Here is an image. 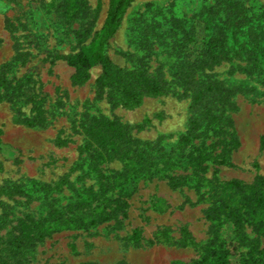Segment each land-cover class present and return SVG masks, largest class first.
I'll return each mask as SVG.
<instances>
[{
    "label": "rangeland",
    "instance_id": "374dc122",
    "mask_svg": "<svg viewBox=\"0 0 264 264\" xmlns=\"http://www.w3.org/2000/svg\"><path fill=\"white\" fill-rule=\"evenodd\" d=\"M68 1L0 0V72L12 84H22L20 97H13L10 89L0 102V137L5 145L0 151V190L21 185L28 192L12 189L1 195L0 219L5 217L14 226L26 214H45V200L42 192L34 193L33 181L56 185L67 180L62 191L48 194L58 205L70 203L86 188H98L87 165L80 166L85 153L79 147L86 142L83 126L101 117L118 118L153 157L180 159L177 144L191 119L206 125L208 115H221L222 126L235 132L239 145L231 152V163L211 164L206 178L251 183L264 175V74H248L245 62L234 60L197 71L186 81L185 67L173 49L174 37L169 35L172 29L180 30V22L198 28L204 10L212 6L224 17L220 0H132L108 41L107 53L127 68L144 58L150 73L163 75L171 88L165 95L146 97L135 109L115 103L110 93L97 96L99 65L91 69L87 83L72 84L75 69L64 57L90 44L105 21L110 0H73L75 16H70ZM232 1L264 5V0ZM29 77L32 81L26 82ZM205 82L217 88L205 104L193 108V95ZM39 101L40 112L35 109ZM59 137L69 142L60 145ZM180 165L185 167V162ZM103 167L120 169L122 163L115 160ZM127 187V217L120 215L89 229L55 232L37 244L30 264L190 263L204 253L212 235V222L205 217L208 199L199 201L195 188L174 189L159 177L131 180ZM209 192L206 184L201 193L207 198ZM136 228L139 241L133 237ZM162 230L168 231L169 239L160 237ZM249 235L255 236L251 231Z\"/></svg>",
    "mask_w": 264,
    "mask_h": 264
},
{
    "label": "trees",
    "instance_id": "16d2710c",
    "mask_svg": "<svg viewBox=\"0 0 264 264\" xmlns=\"http://www.w3.org/2000/svg\"><path fill=\"white\" fill-rule=\"evenodd\" d=\"M220 1L225 5L224 17L212 6L204 10L198 28L180 22L179 31L172 29L169 32L174 37L173 49L180 65L185 67L186 81H190L197 71L212 70L224 61L234 60L245 62L243 69L248 74H264V5L248 7L232 0ZM68 2L71 4L70 16H75L74 1ZM131 2L110 0L105 21L90 44L64 59L75 69L72 84L87 83L92 77L91 69L99 65L102 72L95 80L97 96L101 98L110 93V99L115 103L135 109L143 104L146 97L165 95L171 88L163 75L150 73L144 58H140L136 66L127 68L116 64L107 53L108 41L117 32ZM30 81L32 78H27L26 82ZM21 85L19 81L12 84L4 71L0 72V102L10 89H13V97H20L17 91L21 90ZM216 88L212 82L201 84L193 95L192 107L205 104ZM29 97L34 100L33 96ZM40 103L35 102V109L39 112ZM208 118L206 125L192 118L188 130L179 138L177 150L185 167L180 165V159L150 155L118 118L101 117L92 125L83 126L86 142L79 149L85 156H81L80 166L87 165L88 171L97 178L98 188H86L70 203L58 205L48 194L62 191L67 180L63 179L56 185L33 181L34 193L42 192L46 212L39 217L26 214L14 226H9L5 217L0 219V264H30L37 244L55 232L89 229L116 220L120 215L127 217L130 206L128 183L138 178L153 177L167 179L174 189L193 187L200 193L199 201H210L205 217L212 222V235L204 253L190 263L175 261L172 264H264V175H257L251 183L239 179L221 181L214 178L209 181L206 178L211 164L229 165L231 152L239 145L235 132L222 126L221 115L212 114ZM26 121L33 123L31 119ZM228 124H232L231 120ZM68 142L58 138L60 145ZM4 146L0 137V151ZM115 160L122 163V168L105 170L103 166ZM180 168L187 172H179ZM206 184L210 185L207 198L205 193H201ZM12 189L26 194L21 185ZM12 189L0 190V196L10 194L14 191ZM250 231L255 236L251 237ZM133 237L136 241L141 239L138 228L134 229ZM160 237L170 238L166 230L160 231ZM187 237L186 233L185 240Z\"/></svg>",
    "mask_w": 264,
    "mask_h": 264
}]
</instances>
